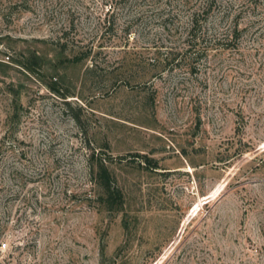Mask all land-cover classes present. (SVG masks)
Instances as JSON below:
<instances>
[{
    "label": "rangeland",
    "instance_id": "rangeland-1",
    "mask_svg": "<svg viewBox=\"0 0 264 264\" xmlns=\"http://www.w3.org/2000/svg\"><path fill=\"white\" fill-rule=\"evenodd\" d=\"M0 264H264V0H0Z\"/></svg>",
    "mask_w": 264,
    "mask_h": 264
},
{
    "label": "trees",
    "instance_id": "trees-1",
    "mask_svg": "<svg viewBox=\"0 0 264 264\" xmlns=\"http://www.w3.org/2000/svg\"><path fill=\"white\" fill-rule=\"evenodd\" d=\"M191 22L193 24L195 20L192 19ZM99 177L101 178V195L99 198L103 203H105L106 206H110V204H113L114 200L116 199V196L118 195L117 190L111 188V180L105 169H101Z\"/></svg>",
    "mask_w": 264,
    "mask_h": 264
}]
</instances>
